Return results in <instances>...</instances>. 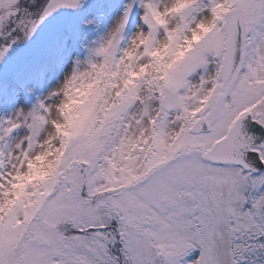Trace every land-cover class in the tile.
Masks as SVG:
<instances>
[{"label":"snow or ice","instance_id":"snow-or-ice-1","mask_svg":"<svg viewBox=\"0 0 264 264\" xmlns=\"http://www.w3.org/2000/svg\"><path fill=\"white\" fill-rule=\"evenodd\" d=\"M0 264H264V0H0Z\"/></svg>","mask_w":264,"mask_h":264}]
</instances>
